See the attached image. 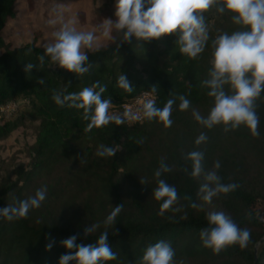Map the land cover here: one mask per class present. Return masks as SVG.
Segmentation results:
<instances>
[{"label":"trees","instance_id":"trees-1","mask_svg":"<svg viewBox=\"0 0 264 264\" xmlns=\"http://www.w3.org/2000/svg\"><path fill=\"white\" fill-rule=\"evenodd\" d=\"M18 1L0 0V102L25 98L28 104L20 105L0 123V140L28 122H34L36 130L28 161L0 176V208L15 206L41 188H46V200L39 209L30 210L27 219L9 222L0 217V264H59L68 252L62 241L76 235L78 245L95 244L104 231L117 253V259L107 264H136L146 248L160 240L171 244L177 264H264V242L255 251L264 237V93L256 101L259 137L243 125L228 132L222 125L208 129L193 115L195 110L206 118L214 106L203 81L212 67L213 40L239 29L231 14L215 8L204 14L209 40L196 60L180 53L178 35L150 42L133 38L129 44L122 32L109 26L105 44L82 49L90 67L83 76H76L52 63L35 38L9 47L2 33L10 20L18 18ZM115 4L116 0H105L96 6L92 24L115 23ZM214 13L219 14L222 28L216 27ZM40 56L45 57L43 64ZM28 63L35 66L31 72L25 71ZM121 74L132 85L131 92L118 87ZM40 79L45 80L44 85ZM97 81L107 87L102 98L112 100L110 109L153 86L157 107L163 108L172 96L183 95L191 102L190 108L180 111L177 99L173 124L167 129L158 120L143 118L86 132L83 110L60 107L52 97L54 92L78 93ZM225 91L232 94L230 85H225ZM201 133L207 141L196 145ZM101 145L116 148V156H98ZM194 150L204 153L205 171H216L222 183L238 187L214 197L211 204L205 202L199 192L203 177H192V162L187 159ZM161 161L171 171L159 179L174 185L179 197L163 215L162 201L152 197ZM120 204L121 213L106 226L107 216ZM214 211L225 212L250 232L244 249L234 245L216 255L203 245L201 232L209 227L207 217ZM93 224L98 227L85 236V228ZM49 243L53 244L50 251L46 250Z\"/></svg>","mask_w":264,"mask_h":264},{"label":"clouds","instance_id":"clouds-1","mask_svg":"<svg viewBox=\"0 0 264 264\" xmlns=\"http://www.w3.org/2000/svg\"><path fill=\"white\" fill-rule=\"evenodd\" d=\"M115 8L116 22L106 21L109 26H114L117 31L123 33L126 43L130 44L133 38L137 41L150 42L175 34L179 37L177 44L180 46V53L192 60L200 57L209 40L204 14L213 8L222 14L224 12L231 14L233 22L239 29L231 34L227 32L220 34L213 40L212 67L209 78L203 81V86L210 89L208 95L214 98V106L206 118L195 110L193 115L208 129L222 125L224 131L228 132L243 125L250 129L254 137H259L256 101L261 93H264V0H116ZM94 40L92 32L77 31L69 21L55 33V41L45 47V54L60 68L76 76H83L89 71L90 65L88 56L82 49H91ZM44 59V56L39 57L41 64ZM33 68L35 66L28 63L25 71L31 72ZM38 82L41 85L45 84L44 79ZM117 84L125 91L133 90L124 74L117 78ZM225 85H230L232 94L225 91ZM106 91L107 87L97 81L92 87H85L78 93L54 92L52 99L60 107L82 109L83 119L88 121L84 131L91 132L94 128L103 129L113 122L118 126L125 122L122 117L110 113L112 100L102 98ZM155 91L156 87L153 86L151 92ZM177 99L180 101V111H187L190 108L191 102L183 95L172 96L163 108L157 107L155 101L149 99L143 104V117L149 122L158 120L166 129L170 128L173 124L171 119L173 105ZM206 141L207 136L201 133L195 143L200 145ZM116 154V148L103 145L97 152L100 157H115ZM187 159L192 162V177L197 179L203 177L204 182L199 192L205 202L211 204L214 197L221 193L227 195L238 187L234 183H222L216 171H205L202 151L190 152ZM214 167L218 169L219 162H216ZM170 171V167L161 161L160 168L155 172L158 186L153 189L152 197L162 201L161 215L172 210L179 200L176 187L164 179H159L162 173ZM45 200L46 188L38 189L34 196L18 201L17 205L0 208V217L9 222L27 219L30 210L39 209ZM191 206L197 207L195 203ZM122 208L123 204L113 207L104 222L106 226H111L115 222ZM207 219L209 227L202 230L201 240L214 254L219 255L227 247L234 245L244 249L249 243L250 232L240 228L225 212H210ZM97 227V224L86 227L85 236H89ZM108 236L109 233L104 231L95 244L78 245L77 236L72 235L62 241L68 252L60 257L59 264L72 262L107 264L116 260L117 253L112 250ZM52 246L53 244L49 243L46 250L50 251ZM136 264H177L175 251L169 242L160 240L149 245Z\"/></svg>","mask_w":264,"mask_h":264},{"label":"rangeland","instance_id":"rangeland-1","mask_svg":"<svg viewBox=\"0 0 264 264\" xmlns=\"http://www.w3.org/2000/svg\"><path fill=\"white\" fill-rule=\"evenodd\" d=\"M105 0H19L18 18L10 20L2 36L9 47L35 38L38 45L46 47L55 41V33L64 23L72 22L77 31L92 32L94 46L106 43L110 27L107 22L101 27L92 24L93 9ZM116 8H114V13ZM83 15V17H82ZM216 27L222 28L218 13L213 14ZM55 21V23H53ZM221 24V26H220ZM35 123L28 122L0 140V176L12 172L18 165L28 161V147L33 142Z\"/></svg>","mask_w":264,"mask_h":264},{"label":"built area","instance_id":"built-area-1","mask_svg":"<svg viewBox=\"0 0 264 264\" xmlns=\"http://www.w3.org/2000/svg\"><path fill=\"white\" fill-rule=\"evenodd\" d=\"M148 93L147 95L145 93ZM155 99L154 93L147 89L141 90L133 99L122 103L117 108L110 109V113L122 117L127 124L142 121L143 104L147 100ZM22 104H28L25 98L0 102V123L10 118ZM127 113V115H125Z\"/></svg>","mask_w":264,"mask_h":264},{"label":"water","instance_id":"water-1","mask_svg":"<svg viewBox=\"0 0 264 264\" xmlns=\"http://www.w3.org/2000/svg\"><path fill=\"white\" fill-rule=\"evenodd\" d=\"M257 217L259 218V219H261L262 218V213H259L258 215H257ZM264 242V237L256 244V246H255V251H256V249H257V247L261 244V243H263Z\"/></svg>","mask_w":264,"mask_h":264}]
</instances>
